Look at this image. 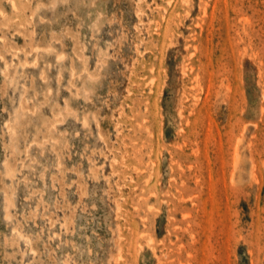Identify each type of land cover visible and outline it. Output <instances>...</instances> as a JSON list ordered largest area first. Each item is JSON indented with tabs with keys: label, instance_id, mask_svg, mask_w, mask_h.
Listing matches in <instances>:
<instances>
[{
	"label": "rangeland",
	"instance_id": "1",
	"mask_svg": "<svg viewBox=\"0 0 264 264\" xmlns=\"http://www.w3.org/2000/svg\"><path fill=\"white\" fill-rule=\"evenodd\" d=\"M0 264H264V0H0Z\"/></svg>",
	"mask_w": 264,
	"mask_h": 264
},
{
	"label": "bare ground",
	"instance_id": "2",
	"mask_svg": "<svg viewBox=\"0 0 264 264\" xmlns=\"http://www.w3.org/2000/svg\"><path fill=\"white\" fill-rule=\"evenodd\" d=\"M100 53V52H99ZM59 57V56H58Z\"/></svg>",
	"mask_w": 264,
	"mask_h": 264
}]
</instances>
